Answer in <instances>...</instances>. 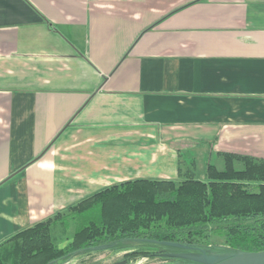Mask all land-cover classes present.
Returning a JSON list of instances; mask_svg holds the SVG:
<instances>
[{"label": "crops", "instance_id": "0c3cea01", "mask_svg": "<svg viewBox=\"0 0 264 264\" xmlns=\"http://www.w3.org/2000/svg\"><path fill=\"white\" fill-rule=\"evenodd\" d=\"M218 152L264 158V0H0V242Z\"/></svg>", "mask_w": 264, "mask_h": 264}, {"label": "trees", "instance_id": "16d2710c", "mask_svg": "<svg viewBox=\"0 0 264 264\" xmlns=\"http://www.w3.org/2000/svg\"><path fill=\"white\" fill-rule=\"evenodd\" d=\"M179 174L103 188L0 242V264H64L100 245L156 264H205L174 253L264 251V158L218 152ZM211 235L224 244L202 241Z\"/></svg>", "mask_w": 264, "mask_h": 264}, {"label": "rangeland", "instance_id": "374dc122", "mask_svg": "<svg viewBox=\"0 0 264 264\" xmlns=\"http://www.w3.org/2000/svg\"><path fill=\"white\" fill-rule=\"evenodd\" d=\"M205 244H224L223 237L218 235H211L202 240ZM143 249V248H136ZM124 250H101L88 255H83L64 264H156L159 262L158 258H151L147 256L137 257L135 259H127Z\"/></svg>", "mask_w": 264, "mask_h": 264}, {"label": "water", "instance_id": "95a60500", "mask_svg": "<svg viewBox=\"0 0 264 264\" xmlns=\"http://www.w3.org/2000/svg\"><path fill=\"white\" fill-rule=\"evenodd\" d=\"M162 243L181 246V244L174 242L163 241ZM107 248L108 245H100L94 247V250H105ZM173 255L203 261L205 264H264V251H238L220 254L207 253L205 250H202L201 254L174 253Z\"/></svg>", "mask_w": 264, "mask_h": 264}]
</instances>
